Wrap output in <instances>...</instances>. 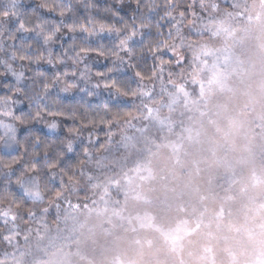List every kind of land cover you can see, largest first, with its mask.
<instances>
[{
  "label": "clouds",
  "instance_id": "clouds-1",
  "mask_svg": "<svg viewBox=\"0 0 264 264\" xmlns=\"http://www.w3.org/2000/svg\"><path fill=\"white\" fill-rule=\"evenodd\" d=\"M56 2L0 0V77L4 78L0 80V133L5 127L11 131L10 136L0 134V152L12 155L10 160L0 156V223L4 225L0 227V248L11 249L9 255L28 256L23 264H51L55 253L48 254L47 260L38 255L41 251L47 254V249L41 247L39 234L33 235L36 225L68 206L75 208L73 198L97 187L90 183L97 161L114 147L116 129L125 117L134 119L135 110L150 102L153 86H163L167 78V84L183 92L189 81L200 83L208 63L202 56L210 51L205 34L223 39L240 30L227 19L239 13L228 11L227 6L220 8L217 0H71L87 12V26L82 20L56 23L42 14L34 24L29 23L31 16L25 15L28 5L35 16L37 7L52 11ZM260 7L258 27L264 33V4ZM125 8L127 12L122 14ZM57 10L61 17L65 15ZM98 14H111L115 22H102ZM17 17H22L28 33L34 32L42 40L45 52L32 43L22 45L20 55L11 50L9 42L20 33L10 27ZM61 26L70 33H84V43L77 45L73 35L64 48L66 55H54L52 46ZM256 27L253 24L247 30ZM143 28L150 29L151 47L132 48L133 38L139 41ZM105 35L112 38L113 46L100 51L110 62L102 71H94L89 53L97 49L88 41ZM21 59L36 66L31 75L27 65L14 66ZM42 65H62L63 70L49 73ZM137 72L142 76L137 77ZM261 80L258 102L264 106V72ZM105 81L109 87L104 86ZM248 152L250 176L264 174V154ZM251 187L255 196L247 206L250 215L246 214L230 246L231 264H264V187ZM21 234L23 243L18 239ZM0 264L10 261L0 259Z\"/></svg>",
  "mask_w": 264,
  "mask_h": 264
},
{
  "label": "rangeland",
  "instance_id": "rangeland-1",
  "mask_svg": "<svg viewBox=\"0 0 264 264\" xmlns=\"http://www.w3.org/2000/svg\"><path fill=\"white\" fill-rule=\"evenodd\" d=\"M217 4L239 13L227 19L240 30L223 39L206 33L210 51L202 56L208 63L200 83L189 81L178 92L165 78L153 86L147 106L121 122L114 147L97 161L90 182L97 187L73 198L75 208L36 225L33 235L47 249L40 258L55 253L51 264H231L230 246L255 196L251 186L264 187V174L250 176L247 167L249 149L264 154L258 102L264 0ZM195 199L208 205L199 218L188 206ZM11 252L0 248V259L23 264L29 258Z\"/></svg>",
  "mask_w": 264,
  "mask_h": 264
},
{
  "label": "trees",
  "instance_id": "trees-1",
  "mask_svg": "<svg viewBox=\"0 0 264 264\" xmlns=\"http://www.w3.org/2000/svg\"><path fill=\"white\" fill-rule=\"evenodd\" d=\"M36 0H33V3H35ZM31 8L32 5H28L25 8V15L26 16H31V19L29 20V23L34 24L36 22V19L38 16L42 14L43 18L54 20L56 23H59L62 19L67 23L71 24L74 21L79 22L83 21L85 23V26H87L88 23V14L87 12L80 6L74 5L71 0H57L56 3L52 5L53 10L48 11L47 9H41L39 7L36 8V15L32 16L31 15ZM70 8V10H69ZM64 10L65 15L63 17L60 16L59 11L57 10ZM127 12V8L122 9L121 13L125 14ZM131 16H128L129 22H131ZM97 19L101 20L102 22H107V23H113L115 22V17H113L111 14H98ZM17 26V22L13 21L10 27L13 29ZM75 35L77 37L76 44L80 45L84 43L83 41V36L85 35L84 33L81 32H76V33H70L68 31L67 27L61 26V32L58 33L56 37V43L52 46L54 49V55H62L63 54V49L67 47V44L72 42L71 37ZM25 38L26 43H32L34 45V48L37 49L40 52H45V48L42 44V40L38 37L35 36L34 32H29V33H16V39L14 41H10L9 43L15 44L17 46L16 49H11V50H17L19 48V45L21 43V39ZM139 39V38H138ZM91 46L95 47L96 49L99 48V45H104L106 49L111 48L112 45V38L108 37L105 35L103 38H96V40L90 39L88 41ZM18 55L21 54L20 51H17ZM90 57H92L93 62H94V71L95 70H103V66L105 63H108L110 61H106L105 57L100 54V52L97 50L95 52L89 53ZM14 66L18 65H27V74L31 75V70L36 67L35 65H32L28 60H18L13 62ZM49 73H54L56 68H59L61 71L63 70L62 65H57L55 68H52L47 65H42ZM1 78V77H0ZM69 79H73L70 77ZM6 91V90H4ZM27 107V106H25ZM19 112V110H17ZM58 119H63V117H57ZM129 117H125V120L128 119ZM2 131V130H0ZM198 199H195L191 204H188L189 208L191 205H193L191 208L194 211V209H197L195 212V217L199 218V215L205 214V211L207 210L208 205L205 202V199H200V201H197Z\"/></svg>",
  "mask_w": 264,
  "mask_h": 264
},
{
  "label": "snow or ice",
  "instance_id": "snow-or-ice-1",
  "mask_svg": "<svg viewBox=\"0 0 264 264\" xmlns=\"http://www.w3.org/2000/svg\"><path fill=\"white\" fill-rule=\"evenodd\" d=\"M69 10H70V8H69ZM60 11L62 13L64 12V10H62V9ZM5 15L7 16L8 13L6 12ZM15 21L17 22V26L13 29V31H15L18 28L20 30V33H28L27 32L28 26L25 25L22 22V17H17L15 19ZM134 31H135V29H134ZM140 31H141L140 40L138 41L134 37L133 38V41H132L131 47L132 48H143L145 45H147L150 48L151 45L148 43L151 40V36L149 35L150 29L143 28ZM24 44H27V43L25 42V38H22L21 39V43L19 45V48L17 50H15V51H20L21 52L22 51V45H24ZM11 47L13 49H16L17 48V46L15 44H12ZM103 47H104V45L101 44V45H99V48L97 49L100 52V54H102V52L100 51V49L103 48ZM81 51H87V48H82ZM127 52H128V48H125V54H127ZM62 55H66V52L64 51V49H63V54ZM21 60H23V59H21ZM136 75H137V77H140V76H142V73L137 72ZM72 78L75 79V77H72ZM104 86L105 87H109L110 86V83L108 81H105ZM4 133H7V136H10L11 135V131L7 127H5L4 128V132L3 133H0V134H4ZM7 136H6V139H7ZM0 156H3V158L5 160L12 159V155L10 153L0 152Z\"/></svg>",
  "mask_w": 264,
  "mask_h": 264
}]
</instances>
